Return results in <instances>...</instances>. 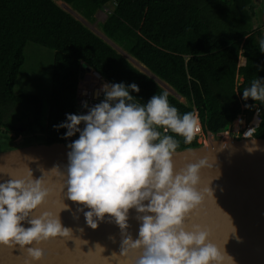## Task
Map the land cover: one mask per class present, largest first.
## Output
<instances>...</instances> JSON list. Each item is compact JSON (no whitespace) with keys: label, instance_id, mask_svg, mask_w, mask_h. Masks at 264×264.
I'll return each mask as SVG.
<instances>
[{"label":"clouds","instance_id":"9594fccd","mask_svg":"<svg viewBox=\"0 0 264 264\" xmlns=\"http://www.w3.org/2000/svg\"><path fill=\"white\" fill-rule=\"evenodd\" d=\"M260 50L264 52V40ZM101 93L104 98L95 106L84 102L86 114H66L64 122L54 125L56 131L66 129L62 139L79 134L68 144L66 167L42 170L36 179L30 168L27 175L15 176L0 165V177H9L0 182V246L19 248L26 252L28 264H42L41 245L74 237L60 219L68 208L63 200L60 211H41L52 197L44 179L47 172L62 180L63 198L66 190L69 200L83 206L79 211L88 227L97 229L106 217L119 227L120 257L131 251L140 253L135 264H236L225 248L227 241L221 247L213 242L210 227L190 222L209 205L223 213L211 183L202 179L210 166L207 158L179 171L173 162L177 137L191 144L198 131L196 115H181L170 105L167 92L146 104L135 102L132 93H140L136 83H104L97 96ZM242 98L264 104V78L245 87ZM133 209L140 223L136 239L128 233Z\"/></svg>","mask_w":264,"mask_h":264},{"label":"trees","instance_id":"16d2710c","mask_svg":"<svg viewBox=\"0 0 264 264\" xmlns=\"http://www.w3.org/2000/svg\"><path fill=\"white\" fill-rule=\"evenodd\" d=\"M62 1L98 7L115 3L117 16L110 36L187 99L183 104L168 96L170 105L181 115L197 110L205 132H226L242 112L251 115L255 104L263 105L242 98L245 87L258 77L264 78V52L260 50L264 35L253 29L258 5L254 0ZM221 10L228 15L238 13L224 28L214 21L215 13L221 14ZM30 42L55 51L46 122L45 105L39 96L15 93ZM242 52L246 65L239 67ZM84 65L110 83H136L140 93L132 95L137 103L146 104L152 96L164 93L145 72L123 59L54 0H0V126L12 132L10 139L19 131L3 121L9 105L31 106L35 124L49 143L69 144L78 139L79 134L62 139L66 129L56 131L54 125L64 122L66 114H78L77 89ZM246 104L252 107L243 110ZM256 136L264 137V117ZM177 139L178 149L198 145L196 137L191 144H184L182 137Z\"/></svg>","mask_w":264,"mask_h":264},{"label":"water","instance_id":"95a60500","mask_svg":"<svg viewBox=\"0 0 264 264\" xmlns=\"http://www.w3.org/2000/svg\"><path fill=\"white\" fill-rule=\"evenodd\" d=\"M254 1L264 4V0ZM15 127L19 131L16 138L0 137V142L6 143L0 146V165L4 171L24 176L30 168L34 178L39 179L42 170L67 166L70 151L67 143H49L45 134H34L22 123ZM205 158L210 166L202 173L203 182L211 183L216 205L227 216L213 204L195 213L190 222L210 227L213 242L221 247L227 241L225 248L236 264H264V137L246 139L227 132L212 133L205 143L177 149L173 162L179 171L186 164ZM7 179V176L0 177V182ZM44 179L52 190V197L41 211L58 212L63 200L68 208L61 212L60 219L65 227L72 229L74 237L41 245L45 253L42 264H135L139 252L118 256L122 235L119 227L109 222L111 218L106 217L97 229H91L79 211L83 206L69 200L66 190L63 198L62 180L47 172ZM136 216L135 210H131L128 233L133 239L138 238L140 227ZM28 259L26 252L19 248L0 246V264H28Z\"/></svg>","mask_w":264,"mask_h":264},{"label":"rangeland","instance_id":"374dc122","mask_svg":"<svg viewBox=\"0 0 264 264\" xmlns=\"http://www.w3.org/2000/svg\"><path fill=\"white\" fill-rule=\"evenodd\" d=\"M56 1V3L58 4L62 2L60 0ZM65 10L80 22H82L84 25H86L93 32H95L104 41H106L123 59L132 64L134 67L136 66L141 71L149 74L143 68V66L136 59H134V55L128 48H126L121 43L116 42L110 36L112 23L117 16L115 3H109L105 7H98L87 2H80L75 4H68V7H66ZM221 11V14L217 12L214 15L215 25L221 28L225 27V23L229 19L234 21L236 19V16L238 15V13L228 15L226 12L224 13L223 10ZM259 17L260 16H258V18ZM258 18H256V20H258ZM257 26L258 25L254 26V31H258L259 27ZM262 33L264 35V30L262 31ZM236 44L237 43H234V45ZM54 54L55 51L50 48H46L31 42L28 43L25 48L26 61L22 68L21 74L18 77V82L15 87L16 94L36 95L43 100L46 110L45 115L43 116L44 122H46L48 103L51 96ZM239 62L241 64H244L245 60L243 58H240ZM145 73L143 74L147 78H149ZM150 82L156 85L163 92H167L168 96H170V93L174 96V92L167 89L165 85L159 83V86L153 81V79H151ZM182 101H184V99H182ZM185 103H187V101ZM7 107L8 108L5 111L3 121L12 124L13 126L17 123H20L19 120H28L33 116L34 113L33 108L27 105H9ZM11 136H13L12 132L0 126L1 138L10 139ZM4 144L6 143L3 141L0 142V146H4Z\"/></svg>","mask_w":264,"mask_h":264},{"label":"built area","instance_id":"2783aa9c","mask_svg":"<svg viewBox=\"0 0 264 264\" xmlns=\"http://www.w3.org/2000/svg\"><path fill=\"white\" fill-rule=\"evenodd\" d=\"M59 5L63 9L68 7V4L63 1L59 3ZM245 65H246V58H245V63L244 64L240 63L239 67H244ZM81 74H83V76H80L78 89H77V98H76L77 111L78 114H86L87 110L83 107L84 102H87L89 106H95V104L103 100L104 98L103 94L101 93L99 96H97V93L100 91L104 83H110V82L106 80L96 70L86 65L82 66L80 75ZM170 97L179 103L187 104L185 103L187 99L181 94H179L177 91L174 92V96L170 95ZM182 99H184L183 102L181 101ZM246 108L247 107H243V110H245ZM194 114L196 115L198 120V131L195 137L197 139V142L199 144H202L205 143L212 136V133L209 131L208 132L204 131L197 110H195ZM263 117H264V104L263 105L255 104L253 106V112L251 115L242 112V114L238 116V118L233 122L229 130H227L226 132L230 136L236 138H246V139L253 138L257 133V129L260 126ZM81 127H83V125Z\"/></svg>","mask_w":264,"mask_h":264},{"label":"flooded vegetation","instance_id":"af4514ba","mask_svg":"<svg viewBox=\"0 0 264 264\" xmlns=\"http://www.w3.org/2000/svg\"><path fill=\"white\" fill-rule=\"evenodd\" d=\"M256 11H257V15L256 17L253 18V25H258V31L262 32L264 30V4L258 3V5H256L255 7ZM258 16H260V20L258 18ZM256 18H258V20H256ZM256 31V30H255ZM23 124H25L26 126H28L29 130L34 133L37 134L38 132L41 133V131L39 130V126L35 124V119L34 117H30L28 120H26L25 122H22ZM32 123V124H31Z\"/></svg>","mask_w":264,"mask_h":264},{"label":"crops","instance_id":"0c3cea01","mask_svg":"<svg viewBox=\"0 0 264 264\" xmlns=\"http://www.w3.org/2000/svg\"><path fill=\"white\" fill-rule=\"evenodd\" d=\"M55 2H57L56 0H54ZM62 1V0H60ZM242 55L245 56V53L242 52L241 55H240V58H242ZM135 57V56H134ZM137 59V61L143 66V68L149 73V75L152 77L153 81H157L158 83H161L162 85H165L167 87V89L173 91V92H176V90L174 88H172L169 84H167L165 81H163L161 78H159L156 74H154L152 71H150L145 65H143L139 59L137 57H135ZM245 60V59H244ZM240 64V62H239ZM149 79V78H148ZM151 80V79H149Z\"/></svg>","mask_w":264,"mask_h":264},{"label":"bare ground","instance_id":"6f19581e","mask_svg":"<svg viewBox=\"0 0 264 264\" xmlns=\"http://www.w3.org/2000/svg\"><path fill=\"white\" fill-rule=\"evenodd\" d=\"M89 77V76H88Z\"/></svg>","mask_w":264,"mask_h":264}]
</instances>
